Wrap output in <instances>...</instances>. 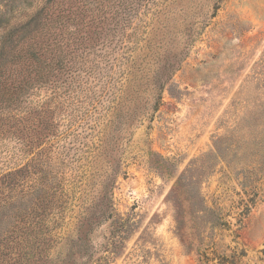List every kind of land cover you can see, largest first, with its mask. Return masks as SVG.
<instances>
[{"label": "rangeland", "instance_id": "1", "mask_svg": "<svg viewBox=\"0 0 264 264\" xmlns=\"http://www.w3.org/2000/svg\"><path fill=\"white\" fill-rule=\"evenodd\" d=\"M56 10L84 46L0 111L53 264H264V0H0V39L46 40ZM6 213L0 264H27Z\"/></svg>", "mask_w": 264, "mask_h": 264}, {"label": "trees", "instance_id": "2", "mask_svg": "<svg viewBox=\"0 0 264 264\" xmlns=\"http://www.w3.org/2000/svg\"><path fill=\"white\" fill-rule=\"evenodd\" d=\"M51 23V18H48L46 40L36 37L34 38L36 40H32L31 46L19 44L20 38L18 35L14 38L15 34L12 33L0 39V111L14 107L28 85L45 84L46 78L51 76L55 78V83L66 78L68 74L66 57L74 47L84 46L86 34L88 30L91 31L88 26L80 25L79 20L73 18L71 14L62 16L57 10L55 34L52 32L54 26ZM73 23H77L82 29L75 27V31L69 33L68 30ZM13 43L14 48L8 49L9 44ZM18 44L23 46H17ZM6 114L8 113L0 118V131L24 140L22 122L19 119L6 118ZM35 174L36 172L21 168L0 178V212H9L17 221L10 240L12 244H21V248H24L27 264H53L48 247L51 246L50 236L44 233V229L39 233L34 232L36 227H43V220L38 216V212L47 204L45 201L48 195L36 196L35 186L24 190L28 178ZM20 188L23 189V194ZM108 219L106 217L102 221ZM78 240L82 242V236ZM204 257L205 254L199 253L201 264L209 262V259L204 260Z\"/></svg>", "mask_w": 264, "mask_h": 264}]
</instances>
